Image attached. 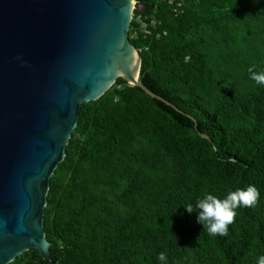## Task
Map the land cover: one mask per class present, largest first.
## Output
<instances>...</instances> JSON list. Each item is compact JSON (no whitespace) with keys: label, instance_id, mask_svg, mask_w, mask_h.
I'll list each match as a JSON object with an SVG mask.
<instances>
[{"label":"trees","instance_id":"obj_1","mask_svg":"<svg viewBox=\"0 0 264 264\" xmlns=\"http://www.w3.org/2000/svg\"><path fill=\"white\" fill-rule=\"evenodd\" d=\"M132 1L136 81L162 101L116 78L80 104L42 210L50 264H256L264 86L248 69L264 72V0H199L197 13L193 2L179 13L163 0ZM249 185L259 201L237 210L228 234L203 231L198 200ZM8 264L47 263L27 250Z\"/></svg>","mask_w":264,"mask_h":264},{"label":"water","instance_id":"obj_2","mask_svg":"<svg viewBox=\"0 0 264 264\" xmlns=\"http://www.w3.org/2000/svg\"><path fill=\"white\" fill-rule=\"evenodd\" d=\"M133 4L0 0V264L27 250L50 264L42 210L80 104L119 77L162 101L136 81Z\"/></svg>","mask_w":264,"mask_h":264},{"label":"clouds","instance_id":"obj_3","mask_svg":"<svg viewBox=\"0 0 264 264\" xmlns=\"http://www.w3.org/2000/svg\"><path fill=\"white\" fill-rule=\"evenodd\" d=\"M248 71L250 79L264 86V72L257 73L254 67L249 68ZM259 198V190L254 185H249L246 189L230 191L223 199L207 194L195 205L198 212L197 222L203 225V231H206L209 236H225L228 234L229 225L235 222L237 210L241 207H254ZM185 210L189 214L194 212L191 204L187 205ZM158 259L164 262L165 254L160 253ZM256 264H264V256H260Z\"/></svg>","mask_w":264,"mask_h":264},{"label":"rangeland","instance_id":"obj_4","mask_svg":"<svg viewBox=\"0 0 264 264\" xmlns=\"http://www.w3.org/2000/svg\"><path fill=\"white\" fill-rule=\"evenodd\" d=\"M165 1L166 4H170L171 6L174 5L175 8H177V12L179 13H183L186 11V6L189 2H193L194 5L192 6V11L194 13H197V9H198V5H199V0H183V3L176 1V0H163ZM182 1V0H181ZM135 8L134 4H133V9ZM137 10H139V8H137ZM132 17V16H131ZM138 21V19H137ZM139 32L142 33H146L147 30L145 29V26H143V24H140L139 28H138ZM134 36H131L130 38H133ZM128 85V84H127Z\"/></svg>","mask_w":264,"mask_h":264},{"label":"bare ground","instance_id":"obj_5","mask_svg":"<svg viewBox=\"0 0 264 264\" xmlns=\"http://www.w3.org/2000/svg\"><path fill=\"white\" fill-rule=\"evenodd\" d=\"M134 78H135V74H134V76H133ZM119 78H121V77H119ZM123 79V78H122Z\"/></svg>","mask_w":264,"mask_h":264}]
</instances>
